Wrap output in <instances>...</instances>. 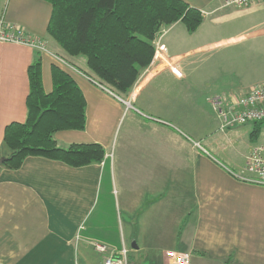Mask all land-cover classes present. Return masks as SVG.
<instances>
[{
  "label": "crops",
  "instance_id": "crops-1",
  "mask_svg": "<svg viewBox=\"0 0 264 264\" xmlns=\"http://www.w3.org/2000/svg\"><path fill=\"white\" fill-rule=\"evenodd\" d=\"M184 1L204 14L201 26L211 24L217 34L183 49L165 35L153 62L125 97L133 111L122 122L126 103L90 79L84 56H68L49 35L51 3L0 0L5 23L46 40L50 51L0 41V264H77V259L79 264H103L95 243L115 249L125 244L131 264H174L166 257L169 250L189 253V264H264V187L232 177L225 163L189 144L187 132L175 124L188 117L187 95L167 85L148 93L167 70L175 74L173 69H180L183 76H175L185 80L182 68L189 62L256 35L225 34L212 22L227 8L222 0ZM262 3L253 0L248 7L255 10ZM37 58L47 93L53 90V67L59 66L87 101L86 128L58 131L57 143H99L106 151L102 162L73 167L30 156L19 169L2 165L11 153L4 143L7 125L27 119L29 67ZM216 95L231 97L215 92L208 99ZM205 103L212 107L209 100ZM251 142L234 165L244 164L256 140Z\"/></svg>",
  "mask_w": 264,
  "mask_h": 264
},
{
  "label": "trees",
  "instance_id": "trees-1",
  "mask_svg": "<svg viewBox=\"0 0 264 264\" xmlns=\"http://www.w3.org/2000/svg\"><path fill=\"white\" fill-rule=\"evenodd\" d=\"M52 5L49 35L70 57L84 56L87 75L118 96H127L151 65L156 40L164 29L182 22L195 32L204 14L184 0H46ZM53 90L43 86L42 61L29 67L30 93L25 122L7 125L4 143L10 155L2 165L19 169L30 156L62 161L73 167L100 163L106 156L99 143L61 147L55 134L83 130L87 101L74 78L59 66L52 70ZM255 123L251 139L263 134ZM255 142V143H256Z\"/></svg>",
  "mask_w": 264,
  "mask_h": 264
},
{
  "label": "rangeland",
  "instance_id": "rangeland-1",
  "mask_svg": "<svg viewBox=\"0 0 264 264\" xmlns=\"http://www.w3.org/2000/svg\"><path fill=\"white\" fill-rule=\"evenodd\" d=\"M254 7L255 10L251 7H227L211 17L212 22L225 34L246 32L256 34L248 38L251 41L225 46L224 49L197 57L182 68L187 76L185 80H180L171 70H167V73L161 76L162 80L159 81L157 78L152 83L153 86H149L148 92L152 95L158 88L167 85L168 90L187 95L191 106L186 110L185 116L188 117L184 119L185 124L177 121L175 124L187 132L185 135L189 138L190 145L199 142L201 147L194 144L197 151L207 154L202 150L206 149L210 153L207 155H211L222 164L225 163L229 171L240 175L246 168L248 159H245L242 166L234 165V163L244 159V155L252 145L250 132L256 124L249 123L230 129L221 128L222 118L219 114L212 112V107L208 108L205 102L208 103V97L215 92L231 95L230 99H233L246 93V90L255 84L264 83V3ZM216 34L211 24L204 23L196 32L190 33L181 23L170 29H164L163 38L159 36L156 45L161 44V39L165 42L164 36L167 35L168 43L172 41L181 45L183 49L195 39L206 41ZM230 92L237 95L234 96ZM119 97L126 103L122 122H127L133 111L130 108L131 103L125 100L126 96ZM140 110L143 113L147 112ZM141 122L146 123L144 120ZM262 131H264V123ZM262 136L263 134L260 135ZM76 262L79 264L81 261L77 259Z\"/></svg>",
  "mask_w": 264,
  "mask_h": 264
},
{
  "label": "built area",
  "instance_id": "built-area-1",
  "mask_svg": "<svg viewBox=\"0 0 264 264\" xmlns=\"http://www.w3.org/2000/svg\"><path fill=\"white\" fill-rule=\"evenodd\" d=\"M252 1L222 0V7L244 8L248 7ZM0 41L27 44L34 46L42 52H50L46 40L33 39L16 25H7L4 17H0ZM59 61L70 67L63 59H59ZM173 70L176 75L183 76L180 69L175 68ZM91 80L93 81V79ZM95 83L101 88L111 91L98 82ZM208 100L215 114H219L222 118L221 128L230 129L249 123L264 121V83L255 84L246 93L237 96V98L227 99L216 95L210 97ZM187 139L189 138L187 137ZM194 144L197 147H201L199 142H194ZM202 150L208 154L205 149ZM246 159H248L247 165L241 175L231 170L229 173L239 181L264 187V131L263 136L253 145ZM94 247L97 252L103 255V264H131L129 258L130 250L125 244L119 249L111 248L104 243H95ZM166 257L172 260L174 264H189L191 256L186 252L169 250L166 252Z\"/></svg>",
  "mask_w": 264,
  "mask_h": 264
},
{
  "label": "water",
  "instance_id": "water-1",
  "mask_svg": "<svg viewBox=\"0 0 264 264\" xmlns=\"http://www.w3.org/2000/svg\"><path fill=\"white\" fill-rule=\"evenodd\" d=\"M1 162H3V159L1 160Z\"/></svg>",
  "mask_w": 264,
  "mask_h": 264
},
{
  "label": "bare ground",
  "instance_id": "bare-ground-1",
  "mask_svg": "<svg viewBox=\"0 0 264 264\" xmlns=\"http://www.w3.org/2000/svg\"><path fill=\"white\" fill-rule=\"evenodd\" d=\"M263 83V82H262Z\"/></svg>",
  "mask_w": 264,
  "mask_h": 264
}]
</instances>
